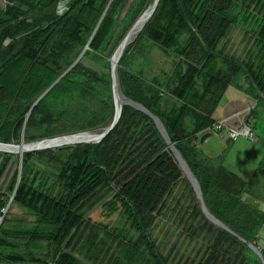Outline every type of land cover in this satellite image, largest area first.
<instances>
[{
    "label": "trees",
    "instance_id": "obj_1",
    "mask_svg": "<svg viewBox=\"0 0 264 264\" xmlns=\"http://www.w3.org/2000/svg\"><path fill=\"white\" fill-rule=\"evenodd\" d=\"M154 3L0 0V143L20 145L26 121V144L107 129L117 112L111 60ZM242 21L252 45L237 58L224 44ZM157 49L174 57L165 82L135 66ZM121 58L124 96L161 121L232 233L207 220L155 121L123 105L100 142L25 152L21 170L19 155L0 152V207L13 198L0 264H261L249 245L264 232L253 188L264 159L247 180L224 157H206L199 140L230 86L264 105V0H160ZM9 247L24 252L6 257Z\"/></svg>",
    "mask_w": 264,
    "mask_h": 264
},
{
    "label": "rangeland",
    "instance_id": "obj_2",
    "mask_svg": "<svg viewBox=\"0 0 264 264\" xmlns=\"http://www.w3.org/2000/svg\"><path fill=\"white\" fill-rule=\"evenodd\" d=\"M149 13H150V10L145 15L142 16L139 22L143 21ZM239 26H241V28H235L232 30V33L230 34L229 38L225 42L226 44H224V49H225V52L231 55H235L237 58H241V57L244 58L246 56V52L251 47L252 42L249 43L248 39L245 36L246 34H244L245 31L246 32L249 31L248 27L245 28V26L247 25L243 23L242 21L240 22ZM233 94H235V96L238 98H243L242 95H240L239 93H229V95L226 96L225 98V104L227 101H229L230 98H232L231 100L236 99V97H234ZM235 102H236V107L239 108L241 106L240 104L241 99H237ZM254 104L255 105L252 108V113H253L252 118H254V121L257 123L256 124L257 130L255 132L256 138L254 141H249L244 138H240L236 142L232 140L228 142V140H230V137H229V129L227 127H225L219 133L211 132L212 136L208 137L203 143H201L203 136H201L199 140V148L206 157H209L210 159L216 160V161L218 158L224 157V162L226 161L232 162V165L230 164L228 165V163H225L224 165L231 171L239 174L240 176H244L247 180H251L254 177V175L256 174V171L258 170L261 162L264 159V105L262 106L260 105L256 109L257 103L254 102ZM116 106H117V101H116ZM222 116H223L222 107H219L217 111L215 112L214 117L216 120H219L222 118ZM250 124L253 125L252 122ZM100 132H93L90 135L97 137L103 133V131H100ZM13 145L16 147L19 146L15 144ZM39 149L46 150V149H51V148H37V149H32L31 151L39 150ZM3 153H10V154L18 155V153H15V152L13 153L3 152ZM186 178L190 182L188 177ZM253 188L254 190L256 189L257 191L256 196L260 199H264V180L258 179L257 181H255V183L253 184ZM200 208H201V205H200ZM16 212L18 214L17 216L22 214V212L21 213L19 211H16ZM8 219L12 220L13 216L10 215ZM92 219L95 221H100V219H102L101 213L97 211L95 214L92 215ZM125 225L126 223L124 222H121L119 224L121 228L124 227ZM4 228L8 229V228H11V226L5 225ZM13 251L15 252V250ZM250 251L251 252H249V257L254 262L253 255L256 253L251 248H250Z\"/></svg>",
    "mask_w": 264,
    "mask_h": 264
},
{
    "label": "water",
    "instance_id": "obj_3",
    "mask_svg": "<svg viewBox=\"0 0 264 264\" xmlns=\"http://www.w3.org/2000/svg\"><path fill=\"white\" fill-rule=\"evenodd\" d=\"M159 1L160 0H155V3L153 5V8L148 16V18L146 19V21L144 22L143 26L141 27L140 29V33L142 32V30L145 28L146 24L150 21V19L152 18L155 10L157 9V6L159 4ZM134 29V28H133ZM132 29V30H133ZM131 30V31H132ZM131 33V32H130ZM130 33L127 35V37L125 38V40L122 42V44L120 45V47L118 48V50L116 51L115 55L113 56L112 58V81H113V95L115 97V82L116 80L118 81V84H119V87H120V83H119V76H118V65H117V68L115 69V65H114V62L117 58H119L118 60L120 61L122 55H123V52L125 50V48H127L129 45H131L132 43L135 42V40L137 39V36L136 39L131 42V43H126V40L128 38V36L130 35ZM139 33V34H140ZM127 45V46H126ZM121 54V55H120ZM77 63V62H76ZM64 76H62L54 85L53 87L63 78ZM52 87V88H53ZM51 88V89H52ZM50 89V90H51ZM121 89V87H120ZM49 90V91H50ZM48 91V92H49ZM46 92L41 98L40 100L48 93ZM121 94L123 96V98L126 100V102H124L123 105H127V106H131L139 111H142L146 114H148L156 123L159 131L161 132L163 138L165 139L169 149L173 152L178 164H179V167L181 169V171L183 172V174L188 177V179L190 180L191 182V185L193 186L194 188V191L196 193V196L198 198V201L201 205V209H202V212L203 214L205 215V217L207 218V220H209L210 222H212V224H214L215 226H217L218 228H222L224 230H227L228 232H231L225 225H223L219 220H217L213 215H211V213L209 212V210L207 209L206 205H205V202H204V199H203V193H202V190H201V187H200V184L199 182L197 181L196 177L194 176V174L192 173V171L190 170V168L188 167V165L186 164L185 160L183 159V157L181 156V154L178 152V150L176 149L175 145L171 142L168 134H167V131L165 129V127L163 126V124L161 123V121L156 118L155 116H153L149 111H147L145 108H143L140 104H137L135 102H133L132 100H129L127 99L122 90H121ZM39 100V101H40ZM120 115H121V109L120 111L117 109V112H116V115H115V118H114V121L110 124V126L105 129L103 131V133L99 136H97L96 138H94L93 140H90V141H82V142H78V143H74V144H79V143H92V142H100L102 141L112 130L113 128L116 126L118 120L120 119ZM27 122V121H26ZM26 122L24 124V127H23V131H22V138H21V142H20V145L18 147L14 146L13 144L11 145H6V144H2L0 143V152H15V153H18L19 155V161H20V170L22 169V166H23V156H24V153L25 152H28V151H31L32 149H37V148H52V147H57V146H62V145H67L68 143V140L70 139H74V138H78V137H81V136H91L90 134H79V135H75V136H71L69 138H66V139H58V140H49V141H43V142H37V143H32V144H26L25 143V140H24V135H25V127H26ZM211 134H206L202 137V140H201V143H203ZM12 149H14L15 151H11ZM182 162L186 165L187 167V171L184 170L183 168V164ZM218 222V223H216ZM232 233V232H231ZM249 248H251L253 251L257 252V253H260L253 245H249Z\"/></svg>",
    "mask_w": 264,
    "mask_h": 264
},
{
    "label": "crops",
    "instance_id": "obj_4",
    "mask_svg": "<svg viewBox=\"0 0 264 264\" xmlns=\"http://www.w3.org/2000/svg\"><path fill=\"white\" fill-rule=\"evenodd\" d=\"M236 28H241V26H237ZM173 60H174V57L172 55L170 57L169 55L164 54L159 49H157V50H154V52L151 55H145L144 57L140 58L138 62H136L135 66H136V70L138 72H143L148 79L153 80V79L158 78L161 80V82H165L166 75L172 72ZM244 80L245 78L243 77L240 85L246 88L247 84L243 82ZM202 91H203V88L201 86L200 92ZM229 93H239L240 95H242L243 98H238L235 96V94H233L234 97H236V99L231 100L232 98H230L229 101H227L225 104V98L226 96L229 95ZM237 99H241V102H240L241 106L239 108L236 107L235 101ZM254 102L256 101H254L251 97L247 96L245 93L238 90L236 87L230 86L218 106V108L222 107V115H223L222 118L219 120H216L214 117L215 116V113H214L213 119L217 122L216 124L223 123L224 126L227 127L228 129H238L242 127L243 125H249L250 127L254 129L257 124L254 121V118H252L253 117L252 108L255 105ZM251 122L253 123V125L250 124ZM187 124L188 126H190V120H187ZM211 132H214V130ZM211 132L205 133L201 136H204L206 134H211L210 136H212ZM254 134H255V130H254ZM255 138H256V134H255ZM229 141L231 140H228V142ZM225 163H228V165L229 164L232 165V162L226 161ZM242 177L245 178L244 176ZM15 248L16 249H13L12 247L6 248L3 251V255L7 257L8 255H11L10 253L14 252L13 250H15L16 254L24 252L22 248H18V247H15ZM256 249L259 252H262L264 250V232L260 234L257 240ZM255 253L261 262L260 254L257 252Z\"/></svg>",
    "mask_w": 264,
    "mask_h": 264
},
{
    "label": "built area",
    "instance_id": "obj_5",
    "mask_svg": "<svg viewBox=\"0 0 264 264\" xmlns=\"http://www.w3.org/2000/svg\"><path fill=\"white\" fill-rule=\"evenodd\" d=\"M225 128L223 123H218L214 126L213 130L214 132H221L223 129ZM229 137L230 140L236 142L238 141L240 138H244L246 140L249 141H254L255 140V134L253 131V128L250 127L249 125H243L242 127L238 128V129H229ZM13 200V198H12ZM12 200L5 206H1L0 207V230L1 227L8 215V212L10 210L11 207V203ZM260 254V259L262 264H264V250L262 252L259 253Z\"/></svg>",
    "mask_w": 264,
    "mask_h": 264
},
{
    "label": "bare ground",
    "instance_id": "obj_6",
    "mask_svg": "<svg viewBox=\"0 0 264 264\" xmlns=\"http://www.w3.org/2000/svg\"><path fill=\"white\" fill-rule=\"evenodd\" d=\"M152 10V9H151ZM151 12V11H150ZM150 14V13H149ZM149 14L147 15V17L141 21V22H138V24L134 27V29L131 31L130 35L128 36L127 40H126V43H131L133 42L136 37L139 35L140 33V29L141 27L143 26L144 22L146 21V19L148 18ZM127 46V45H126ZM125 51V50H124ZM121 55V54H120ZM123 56V55H122ZM119 58H117L114 62V65H115V69L117 68V65L119 64V61L118 60ZM122 59V58H121ZM116 86H115V99L117 101V109L120 111V109H122V106L124 104V102H126V100L123 98L122 94H121V89L119 87V84H118V81L116 80L115 82ZM124 107V106H123ZM101 133V132H100ZM99 134V133H98ZM94 138H96L95 136H81V137H78V138H74V139H70L68 140V144H74V143H78V142H82V141H90V140H93ZM86 144V143H85ZM11 151H15L14 149H12ZM183 164V168L185 171H187V167L186 165L182 162ZM218 223V222H216ZM219 224V223H218ZM220 225V224H219Z\"/></svg>",
    "mask_w": 264,
    "mask_h": 264
},
{
    "label": "clouds",
    "instance_id": "obj_7",
    "mask_svg": "<svg viewBox=\"0 0 264 264\" xmlns=\"http://www.w3.org/2000/svg\"><path fill=\"white\" fill-rule=\"evenodd\" d=\"M254 246V245H253ZM255 247V246H254ZM256 248V247H255Z\"/></svg>",
    "mask_w": 264,
    "mask_h": 264
}]
</instances>
